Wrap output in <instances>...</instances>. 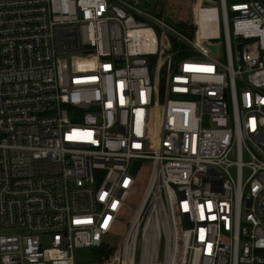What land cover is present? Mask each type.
Instances as JSON below:
<instances>
[{
  "label": "built area",
  "instance_id": "built-area-1",
  "mask_svg": "<svg viewBox=\"0 0 264 264\" xmlns=\"http://www.w3.org/2000/svg\"><path fill=\"white\" fill-rule=\"evenodd\" d=\"M157 1L0 0V264H159L161 221V264H264V0L195 40Z\"/></svg>",
  "mask_w": 264,
  "mask_h": 264
},
{
  "label": "rangeland",
  "instance_id": "rangeland-1",
  "mask_svg": "<svg viewBox=\"0 0 264 264\" xmlns=\"http://www.w3.org/2000/svg\"><path fill=\"white\" fill-rule=\"evenodd\" d=\"M159 2V0L156 2V4ZM173 2L176 4V9L174 11H177V14L180 15V18H183V21L187 24H190L191 27L188 28L187 33H182L185 37H187L190 40H195L196 35L198 33V36H201L205 39L210 38L211 36L216 37L219 32L220 37V20L218 16V0H162L161 4L156 7L157 11H159L160 15L165 12L164 18L165 20L171 24V22L174 20L175 15L174 13L170 12V3ZM155 9V10H156ZM172 25V24H171ZM174 27V26H173ZM176 29V28H175ZM202 38V39H203ZM184 44V43H183ZM213 49H209L212 53H216L217 55L220 52V48L217 44H212ZM188 46V45H187ZM190 48V46H188ZM188 53H192V51L189 49ZM93 59L91 57L87 58V63H91ZM144 173V172H143ZM137 176H143L142 173L138 172ZM145 184V180H143V187ZM143 191V188L141 189L140 194L136 197L135 206L141 196V193ZM134 207H131V209L128 210L125 214L132 213L135 209ZM130 215V214H129ZM125 216V215H124ZM130 216L126 215L124 218H122V228L117 230L118 234L120 232V236L118 235V240L116 241L115 246L118 244L119 239L121 238L124 228L129 220ZM166 221H161L158 223V227L156 225L148 226V236L149 240H152L155 236L156 242H157V248H159L158 254H160L159 257V264L163 262V255L166 244L169 242L168 238V231L166 228ZM117 226H115L114 230ZM156 228V229H155ZM13 232L16 231V229L12 230H5L3 232ZM111 249V248H110ZM113 249L109 250V252H106V255L108 253H112ZM74 258L76 262L83 263V260L90 257L89 250L88 249H77L73 252ZM107 255V256H108Z\"/></svg>",
  "mask_w": 264,
  "mask_h": 264
},
{
  "label": "trees",
  "instance_id": "trees-1",
  "mask_svg": "<svg viewBox=\"0 0 264 264\" xmlns=\"http://www.w3.org/2000/svg\"><path fill=\"white\" fill-rule=\"evenodd\" d=\"M170 12L174 13L175 18L174 20L171 22L172 26H174V28H176V30L183 32V33H187L188 32V28L191 27L190 24H187L183 21V18H180L177 14V11L174 9H176V4L171 2L170 3ZM171 46L173 48V50H178V54L180 55H188V51H189V47L186 46L185 44L176 41L175 39L171 40ZM143 176H139L137 177V183L135 185L134 190L130 193V195L128 196L127 200H126V206L124 209V212L122 213L120 219L116 222L115 226L116 229L114 230L115 226L113 227V229L110 231V233L107 235L106 240L103 242L102 245H100L98 248H95L93 250H89V254H90V261L91 262H101L104 261L106 259H108L110 257V253L108 255H106V252L113 249L114 245L116 244V241L118 240V235L120 236V232L118 234L117 230L122 228V218H124L126 215H128V217L132 214L129 212V214H125L126 212H128L129 209H131V207L135 206V202H136V197L138 196V194H140L141 189L143 188V180L146 181V173L142 172ZM125 215V216H124ZM111 248V249H110Z\"/></svg>",
  "mask_w": 264,
  "mask_h": 264
},
{
  "label": "water",
  "instance_id": "water-1",
  "mask_svg": "<svg viewBox=\"0 0 264 264\" xmlns=\"http://www.w3.org/2000/svg\"><path fill=\"white\" fill-rule=\"evenodd\" d=\"M203 44L206 45L205 42H203ZM206 46H207L209 49H213V45H206ZM138 166H139V161H138V160H134V161L132 162L131 166H130V169H129L130 173H131V174H134V173L136 172Z\"/></svg>",
  "mask_w": 264,
  "mask_h": 264
},
{
  "label": "bare ground",
  "instance_id": "bare-ground-1",
  "mask_svg": "<svg viewBox=\"0 0 264 264\" xmlns=\"http://www.w3.org/2000/svg\"><path fill=\"white\" fill-rule=\"evenodd\" d=\"M156 229V228H155Z\"/></svg>",
  "mask_w": 264,
  "mask_h": 264
}]
</instances>
